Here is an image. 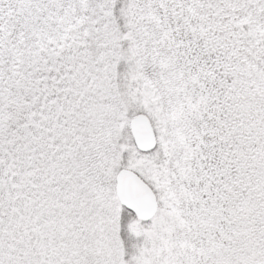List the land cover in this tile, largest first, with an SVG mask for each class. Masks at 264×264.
<instances>
[{"label":"snow or ice","instance_id":"snow-or-ice-1","mask_svg":"<svg viewBox=\"0 0 264 264\" xmlns=\"http://www.w3.org/2000/svg\"><path fill=\"white\" fill-rule=\"evenodd\" d=\"M0 264H264V0H0Z\"/></svg>","mask_w":264,"mask_h":264}]
</instances>
